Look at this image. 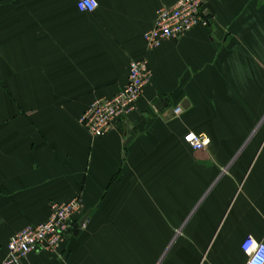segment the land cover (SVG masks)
<instances>
[{
	"label": "crops",
	"instance_id": "crops-1",
	"mask_svg": "<svg viewBox=\"0 0 264 264\" xmlns=\"http://www.w3.org/2000/svg\"><path fill=\"white\" fill-rule=\"evenodd\" d=\"M78 1L0 0V264L76 198L86 226L22 264H246L243 242L264 243V0H211L209 28L153 52L144 36L178 0ZM143 59L136 112L93 139L82 116Z\"/></svg>",
	"mask_w": 264,
	"mask_h": 264
},
{
	"label": "built area",
	"instance_id": "built-area-1",
	"mask_svg": "<svg viewBox=\"0 0 264 264\" xmlns=\"http://www.w3.org/2000/svg\"><path fill=\"white\" fill-rule=\"evenodd\" d=\"M211 0H178L169 8L157 11L154 28L144 36L148 52H153L170 40H178L196 28H209L208 4ZM81 12L93 13L99 8L98 0H79ZM153 72L147 59L133 61L129 68L127 85L117 95L94 102L80 120L81 126L93 139L103 138L111 133L118 120L129 118L138 108ZM181 115L183 109H175ZM185 143L195 152H205L211 139L205 134L188 133ZM82 202L76 198L68 203L53 205L49 220L39 225H30L16 234L8 244V258L4 264H22L32 254H58L65 242L72 238L76 217ZM86 224L81 227L83 229ZM247 257L246 264H264V243L248 237L241 247Z\"/></svg>",
	"mask_w": 264,
	"mask_h": 264
},
{
	"label": "water",
	"instance_id": "water-1",
	"mask_svg": "<svg viewBox=\"0 0 264 264\" xmlns=\"http://www.w3.org/2000/svg\"><path fill=\"white\" fill-rule=\"evenodd\" d=\"M88 216L84 217L83 220L75 225L74 235L77 236L79 234L80 228L83 227L87 222Z\"/></svg>",
	"mask_w": 264,
	"mask_h": 264
},
{
	"label": "rangeland",
	"instance_id": "rangeland-1",
	"mask_svg": "<svg viewBox=\"0 0 264 264\" xmlns=\"http://www.w3.org/2000/svg\"><path fill=\"white\" fill-rule=\"evenodd\" d=\"M81 220V218H78L77 221L79 222ZM73 237V236H72Z\"/></svg>",
	"mask_w": 264,
	"mask_h": 264
}]
</instances>
